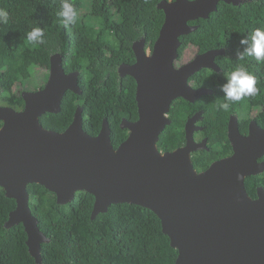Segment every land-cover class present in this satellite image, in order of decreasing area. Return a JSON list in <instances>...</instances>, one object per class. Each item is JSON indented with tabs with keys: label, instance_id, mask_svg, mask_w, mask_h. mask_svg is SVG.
<instances>
[{
	"label": "water",
	"instance_id": "water-1",
	"mask_svg": "<svg viewBox=\"0 0 264 264\" xmlns=\"http://www.w3.org/2000/svg\"><path fill=\"white\" fill-rule=\"evenodd\" d=\"M220 1L163 0L158 6L165 20L147 54L146 39L133 44L137 61L119 67L122 77L137 82L138 119H124L128 138L115 148L107 119L100 133L83 127V109L63 132L46 129L40 122L46 113H59L68 91L82 94L79 72L67 73L63 57H51L49 77L36 91H24L21 111L0 107V187L16 200L7 226L23 223L32 257L41 264V245L49 239L39 228L30 206L28 185L38 183L56 193L59 204L75 199L77 192L95 197L92 219L111 204L131 203L151 209L161 220L163 232L178 250L175 264H264V205L252 200L245 177L264 154V130L252 129L248 137L229 127L234 154L198 172L191 153L197 145L192 119L187 123V143L173 151H161L158 141L171 124L168 117L179 97L194 101L207 89H191L192 75L213 67L223 49L209 50L181 67V36L198 29L190 21L209 18Z\"/></svg>",
	"mask_w": 264,
	"mask_h": 264
},
{
	"label": "trees",
	"instance_id": "trees-1",
	"mask_svg": "<svg viewBox=\"0 0 264 264\" xmlns=\"http://www.w3.org/2000/svg\"><path fill=\"white\" fill-rule=\"evenodd\" d=\"M161 1L70 0L78 11V20L66 28L58 16L63 0H0V8L9 12L8 23L0 24L2 103L23 109L25 100L21 93L13 91L15 85L30 79L35 66L49 68L51 57L61 54L65 71L80 73L82 94L68 91L61 111L46 113L40 122L47 129L63 132L72 124L77 109L82 108L84 130L96 136L107 119L113 145L118 148L129 135L128 129L121 127L122 121L138 119L137 82L130 75L122 77L119 67L124 62L135 61L134 42L145 38L152 48L165 20V12L158 6ZM190 24L199 27L181 37V53L194 44L201 52L227 48L237 56L243 50L241 37L250 36L257 28L264 29V0H243L237 5L220 1L209 18ZM37 26L44 31L42 44L27 40V33ZM241 65L256 75L259 93L240 102L263 103L264 63H258L254 57L244 60L236 57L230 73ZM215 91L214 96L204 98L205 104L199 108L205 110L208 119L204 122L206 135L210 142L221 147L193 155L194 166L199 171L208 168L212 160L223 157V146L228 143L227 113L220 108L225 100L220 86H215ZM191 105L183 98L173 102L171 124L158 141L160 150L173 151L185 144V122L196 110ZM244 111L236 106L232 112ZM28 192L32 212L49 238L41 246V264L176 262L178 250L163 232L158 215L149 208L114 203L107 212H100L92 219L95 197L88 192H77L75 199L66 204H59L56 193L38 183L29 184ZM16 206V200L0 187V264H38L30 254L24 224L7 226Z\"/></svg>",
	"mask_w": 264,
	"mask_h": 264
},
{
	"label": "flooded vegetation",
	"instance_id": "flooded-vegetation-1",
	"mask_svg": "<svg viewBox=\"0 0 264 264\" xmlns=\"http://www.w3.org/2000/svg\"><path fill=\"white\" fill-rule=\"evenodd\" d=\"M183 36H185V35H183ZM143 39H145V38H143ZM180 40H181V38H180ZM138 41H141V40H138ZM181 42H182V40H181ZM182 44H183V42H182ZM192 45L196 46L194 44H190L185 48L183 53L180 52V58H179L178 62L176 63V66L181 67V66H183L189 62H192L199 55L205 53V52H201L199 47L196 46L197 50H196L194 56L192 57V59L189 61H186V62H182L183 54ZM146 46H147V48H146L147 54H150V56H151L154 44H153L152 48H150V47H148L147 42H146ZM220 49H223L224 53L222 55H218L215 57L214 66L213 67H202L198 72H196L194 75H192L190 77L189 82H188L191 89H194V90L207 89V90H210L212 92L204 94L201 97L194 99V101H190V100H187L183 97H179V98H183V99L189 101L192 104L191 108H196V110L193 111L192 114H190V116L187 117L188 119L185 122V130L187 129L188 121L193 118L192 126H191L190 130L192 132L194 142L197 145H206L205 147H200L197 150L192 151V154H191L192 156L194 154H196L197 152H201V151L211 152L213 148L221 147V146H218L217 144H215L213 142H210V137L206 135L207 126L204 124V122L206 120L208 121V119L205 116V110L203 108H199L200 106H202V104H205V101H206L204 99L205 97L214 96V94L216 93L215 86H221L223 83H225L226 76L230 74V66L233 63V61H236V57H237L236 54L229 52L227 48L226 49L220 48ZM212 50H215V49H212ZM134 55H135V61L134 62H132V63H125L124 62L120 65V67L128 65V64L136 63L137 57H136L135 51H134ZM220 56H223V58L220 59ZM210 78L215 79V81H211ZM210 84H212V85H210ZM43 86L44 85L40 86L38 89H40ZM13 91H15V90L13 89ZM34 91H36V90H34ZM23 92L24 91H20L21 94ZM222 96L224 98L223 93H222ZM179 98H177V99H179ZM224 102L225 101H223V103ZM2 106L13 108L10 105L2 103V89H0V107H2ZM236 106H240V107L244 108L245 111L243 113L232 112ZM171 107H172V105H171ZM18 111H20V110H18ZM170 112H171V109H170ZM170 112L168 113L169 118H170ZM225 112L227 113L226 135H227L228 143L225 146H223V149H224L223 157H221L219 159L212 160L211 164L217 160H221L223 158L230 157L234 154V146H233V144L229 138V127L231 126V121L233 122L232 127L234 129L237 128L240 135L243 137H248L251 134L252 129L259 128V129L264 130V101H263V103H256L254 101H251L250 103L247 102V104L242 103V102L232 103L230 105V107L227 110H225ZM2 126H3V122L0 120V129L2 128ZM186 143L187 142H185V144L182 146H185ZM206 169H207V167L204 168V170H206ZM196 170L199 171L197 168H196ZM204 170H200L199 172L204 171ZM245 187H246V190L248 192L249 197L252 200L260 201L264 205V154L258 159V164L254 168L252 173L248 174L245 177Z\"/></svg>",
	"mask_w": 264,
	"mask_h": 264
},
{
	"label": "clouds",
	"instance_id": "clouds-1",
	"mask_svg": "<svg viewBox=\"0 0 264 264\" xmlns=\"http://www.w3.org/2000/svg\"><path fill=\"white\" fill-rule=\"evenodd\" d=\"M192 2L193 0H189V3ZM58 16L61 18V22L63 23V25L67 28L69 25H74L77 22L78 11L74 7V4L70 2V0H63ZM8 21V10L6 8H0V24H7ZM27 40L33 44H42L44 42L43 29L39 26L32 28V30L27 33ZM240 44L243 46V50L237 53L238 60H244L245 57H254L258 63H264V29L257 28L252 31L250 36H242L240 39ZM257 83L258 79L254 73L248 71V69L243 65L237 67L226 77V82L220 86V91L224 94L225 100V102L220 105V108L227 110L232 103H238L245 97H255L256 95H258L259 89L257 87ZM191 157L193 162V156L191 155Z\"/></svg>",
	"mask_w": 264,
	"mask_h": 264
},
{
	"label": "rangeland",
	"instance_id": "rangeland-1",
	"mask_svg": "<svg viewBox=\"0 0 264 264\" xmlns=\"http://www.w3.org/2000/svg\"><path fill=\"white\" fill-rule=\"evenodd\" d=\"M90 0H86L89 2ZM197 50L196 46H190L185 53L183 54L182 62H186L192 59L195 52ZM49 75V69L43 66H35L33 68L32 76L30 79L20 82L15 85L14 90L15 92L19 93L20 91H34L37 90L40 86L44 85L46 82V78Z\"/></svg>",
	"mask_w": 264,
	"mask_h": 264
},
{
	"label": "bare ground",
	"instance_id": "bare-ground-1",
	"mask_svg": "<svg viewBox=\"0 0 264 264\" xmlns=\"http://www.w3.org/2000/svg\"><path fill=\"white\" fill-rule=\"evenodd\" d=\"M36 259V258H35Z\"/></svg>",
	"mask_w": 264,
	"mask_h": 264
}]
</instances>
